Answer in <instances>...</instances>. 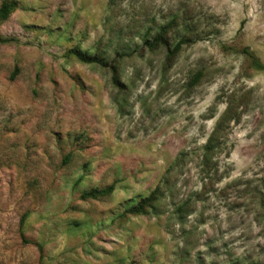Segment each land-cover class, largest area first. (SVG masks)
<instances>
[{
    "label": "rangeland",
    "instance_id": "rangeland-1",
    "mask_svg": "<svg viewBox=\"0 0 264 264\" xmlns=\"http://www.w3.org/2000/svg\"><path fill=\"white\" fill-rule=\"evenodd\" d=\"M17 1L0 24V264H264V72L248 57L264 63V0ZM166 25L171 49L189 39L169 63L143 46ZM71 48L116 60L122 86Z\"/></svg>",
    "mask_w": 264,
    "mask_h": 264
},
{
    "label": "trees",
    "instance_id": "trees-1",
    "mask_svg": "<svg viewBox=\"0 0 264 264\" xmlns=\"http://www.w3.org/2000/svg\"><path fill=\"white\" fill-rule=\"evenodd\" d=\"M116 6V0H108V9L109 11L114 10ZM19 8V2L17 0H7L2 3L0 6V24L7 21L13 12H15ZM171 27L169 25L161 26L156 33L147 32L144 35L143 46L150 53H155L160 48L167 49V63L173 61L177 55L182 50L183 46L188 44L189 39L187 37L182 38L179 42H177L174 47L171 49L168 37L171 32ZM10 42V39L4 38L0 34V43L7 44ZM66 57L69 59H73L78 61L79 63L91 66H98L102 68H109L111 73V81L114 86L120 88L121 81L119 77V64L115 60L113 63H108V59L98 54H91L89 52H84L80 48H71L67 51ZM248 57L251 61V65L253 69L257 72H264V63H262L257 57L253 54L248 53ZM232 119L231 116V108L227 111L224 117L220 120L217 125L214 133L209 137L208 142L203 148V157L205 159V163H207L214 153V150L219 147L218 145V135L220 133V129L222 124L226 120ZM160 190L153 192L149 197L141 199L136 205L130 206L125 209V214L128 216H142L146 215L156 208V203L159 201V193ZM115 192V186L109 185L104 188H95L89 191L84 192L81 195L82 200H102L111 196Z\"/></svg>",
    "mask_w": 264,
    "mask_h": 264
}]
</instances>
